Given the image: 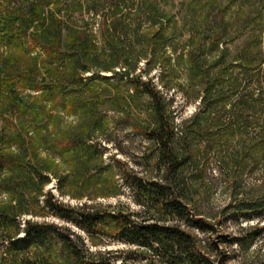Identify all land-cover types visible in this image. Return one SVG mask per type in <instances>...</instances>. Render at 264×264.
Listing matches in <instances>:
<instances>
[{
	"label": "rangeland",
	"instance_id": "374dc122",
	"mask_svg": "<svg viewBox=\"0 0 264 264\" xmlns=\"http://www.w3.org/2000/svg\"><path fill=\"white\" fill-rule=\"evenodd\" d=\"M13 1L0 0V9L16 8ZM124 1L84 0L77 11L67 9L69 15L73 13L75 27L83 25L93 38L87 58L92 69L84 74L91 79L77 87L93 103L91 111L100 121L93 130L85 127L91 131L89 142L101 152L98 163L111 167L85 188L80 178L70 173L71 164L50 154L41 138L47 133L50 138L73 135L88 126L89 119L53 111L59 118L48 129L39 128L46 118L36 119L39 132L33 133L35 141L32 147L28 144L26 156L36 161L50 179L42 185L41 193L35 194L29 175H20L18 182L25 184L18 190L24 192L34 215L23 214L19 220L72 226L44 207L47 192L71 206L87 203L139 211L134 192L124 183V173L160 178L165 169L157 163L154 142L143 133V129L149 131L156 124L151 98L136 92L126 76L116 74L128 69L143 81L151 79L160 90L175 133L174 147L183 155L178 175L185 185L184 200L195 217L206 221L208 229L180 222L182 226L197 236L215 264H264V72L257 74L254 70L264 61V0H151L158 13L153 24L135 11L139 0ZM114 2L119 3L117 12L110 9ZM114 18L118 20L116 25H112ZM128 26L135 32H126ZM103 27L115 29L114 35H121L120 40L112 38L110 44L105 43ZM9 46L0 51H10ZM111 46H116L115 51ZM22 61L29 63L28 56ZM108 65L113 68L103 70ZM93 71L101 77L92 79ZM28 94L35 95L30 91L19 95L22 105L17 97L14 105H1L0 101V114L8 121L5 128L0 121V133L11 132L12 127L21 129L23 124L28 128L23 118L35 119L29 113L33 97ZM30 133H23L27 142ZM12 150L15 154L22 151L14 146ZM65 176L60 188L59 179ZM8 201V195L0 191V204ZM73 228L91 250H102L105 256L125 255L136 248L105 235L91 239L81 229ZM16 237L25 235L20 232ZM5 246L7 241L0 229V264H13ZM23 256L17 254L18 258ZM48 264L60 263L54 258Z\"/></svg>",
	"mask_w": 264,
	"mask_h": 264
},
{
	"label": "trees",
	"instance_id": "16d2710c",
	"mask_svg": "<svg viewBox=\"0 0 264 264\" xmlns=\"http://www.w3.org/2000/svg\"><path fill=\"white\" fill-rule=\"evenodd\" d=\"M83 1L14 0L16 8L0 9V49L3 46L11 47L10 51H0L1 105H14L15 97L22 105L19 100L21 93H35L33 96L28 94L33 97L29 103V113L35 119L23 118L29 123V129L23 124L21 129L12 127L14 129L11 132L0 133V140L6 141L5 144L0 143L3 145L0 146V191L9 197L8 202L0 204V229L7 241L4 248L9 252L10 259H13L11 263L48 264V261L55 258L60 264H215L201 248L197 236L180 223L203 231L208 229L206 221L202 217H195L184 200L185 185L178 175L184 160L183 155L174 147L175 133L167 119L166 102L151 79L143 81L139 76H133L128 69L116 74L126 76L125 79L133 83L136 92L146 93L151 98L156 124L149 131L143 129V133L154 142L158 150L157 163L165 169V174L160 178H144L135 173H124V183L134 192L139 211L111 210L107 206L87 203L71 206L47 192L43 200L44 207L72 226L31 219L24 222L19 220L23 214L34 215L27 207L24 192L18 190L25 184L18 182L20 175H29L35 194H40L42 185L50 179L36 161L26 156L28 144L32 147L35 141L33 133L39 132L34 122L36 119H47L39 127L42 129H48L49 124L59 118L53 111L60 110L65 114L89 119V125L83 126V129L73 135L67 133L62 137L50 138V133H47L41 138L50 154L71 164L70 173L73 176L76 174L75 177L80 178V184L85 188L111 167L98 163L101 152L97 145L89 142L91 131H86L85 127H93V130L100 126V121L95 119L94 112L91 111L93 103L77 87L91 79L84 74L92 69L87 58L92 50L93 38L89 35V29L82 27L83 25L75 27L72 23L73 13L69 15L67 9L75 12L83 7ZM136 2L137 13H143L152 24L157 21V9L151 5V0ZM110 4L113 12L119 10V3ZM115 15L113 14L114 17ZM117 21L114 18L112 25H116ZM71 26L74 28L72 31ZM125 26L123 25L124 28ZM125 30L135 32L129 26ZM102 31L105 43L110 44L112 38H121V35H114L115 29L110 31L103 27ZM255 44L258 42L255 41ZM115 47L111 46L110 49L115 51ZM25 56H28L29 63H23L22 58ZM112 68V65H108L103 70ZM224 70L227 72L228 69ZM254 70L257 74L264 72V61L256 64ZM92 76V79H97L101 74L94 72ZM257 91L263 92L262 88ZM250 95L253 99V94ZM245 96L248 97V94ZM19 110H23L21 106ZM0 121L4 128L8 125L6 117L1 114ZM22 131L26 134L31 132L28 142L23 138ZM12 146L22 151L15 154ZM95 170L97 171L94 172ZM66 178L67 176L59 179L60 188L64 186ZM32 199L35 197L32 196ZM261 213L262 211L258 215ZM170 220L176 223H170ZM74 226L91 239L105 235L136 248L126 252L128 257L124 253L105 256L102 250H91L82 235L74 230ZM20 232L24 233V238L16 237ZM18 253H24V256L18 258Z\"/></svg>",
	"mask_w": 264,
	"mask_h": 264
}]
</instances>
